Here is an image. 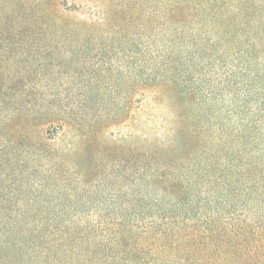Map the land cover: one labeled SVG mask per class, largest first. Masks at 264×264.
<instances>
[{
	"label": "rangeland",
	"instance_id": "rangeland-1",
	"mask_svg": "<svg viewBox=\"0 0 264 264\" xmlns=\"http://www.w3.org/2000/svg\"><path fill=\"white\" fill-rule=\"evenodd\" d=\"M110 1L62 0L55 6L66 22L99 26L100 39L64 41L33 36L32 31L43 26L38 16L31 31L10 18L0 22V118L14 108L30 106L37 114L25 117L26 121L1 123L0 144L9 146L0 157L11 159L15 152L20 158L29 156L24 177L27 172L37 179L44 177L58 200L73 205L89 201L92 206L81 214L72 213L76 223L84 219L91 224L89 228L71 234L72 238L54 236L51 240L55 245L45 259L42 253L49 245L43 243L24 251L15 263L264 264V186L245 193L244 179L231 175L225 183L234 190L228 199L235 209L233 214H199L196 220L184 221L181 231L175 232L180 235H168L163 240L155 232L162 220L152 216L142 219L147 213L144 206H132L139 185L136 170L144 163L140 160L150 165L187 164L178 156L185 138L180 112L190 105L198 113L203 90L189 98L180 96L176 88H141L132 79L133 70L127 79L122 47L111 38L112 30L117 29L114 23L123 17L116 9L125 0ZM9 5L10 1L0 0V14L7 13L8 8L17 11ZM148 5L138 0V5L130 6L127 12L132 13L131 19H139L150 13ZM101 30L107 34L103 36ZM199 65L201 86L219 94L217 74L214 90L207 82L208 65ZM188 78L194 80L192 75ZM220 102L229 104L225 97ZM194 113L185 117L189 124L197 123ZM144 152L155 156L147 159L141 156ZM1 165L0 180L7 185L8 172ZM164 171L169 172V167ZM181 196L171 198L188 202L187 193ZM173 199L167 198L164 204L173 203ZM145 202L150 205L153 200ZM114 204L126 216L131 211L126 207H132L130 223L117 225L121 246H113L116 230L108 215V225L98 226V216L103 212L96 209L107 206L109 211ZM152 222L156 226L153 230L148 228Z\"/></svg>",
	"mask_w": 264,
	"mask_h": 264
},
{
	"label": "trees",
	"instance_id": "trees-1",
	"mask_svg": "<svg viewBox=\"0 0 264 264\" xmlns=\"http://www.w3.org/2000/svg\"><path fill=\"white\" fill-rule=\"evenodd\" d=\"M8 1L17 11L8 8L5 12L13 11V14H0V22L10 18L31 31L38 16L43 26L32 31L33 36L64 41L101 37L99 26L66 22L55 7L62 0ZM141 1L149 4L150 13L131 19L132 13L127 9L138 5V0H125L116 9V14L123 15L122 23H114L117 29L111 33V38L122 47L126 78L129 79L133 70L132 79L139 87L160 86L166 91L176 88L180 96L189 98L203 90L197 103L198 113L190 105L180 112V120L184 117L180 127L185 138L178 156L184 157L187 164L150 165L140 160L144 163L136 170L139 185L132 206H144L147 213L142 219L152 216L162 220L155 232L163 240L168 235H180L175 232L181 231L184 221L196 220L199 214L206 217L233 214L235 209L228 199L234 190L225 183L231 175L237 180L244 179L245 193L264 186V0ZM105 33L101 30L103 36ZM199 64L208 65L207 82L214 90H217L214 79L217 74L219 94L201 86ZM191 75L194 80L188 78ZM224 97L229 101L227 106L220 102ZM33 109L14 108L0 118V125L30 115L35 117ZM191 113L195 125L185 118ZM7 146L0 144V155ZM141 156L150 159L155 155L144 152ZM28 161L29 156L20 158L16 152L11 159L0 157V165L4 164L1 166L8 172V184L3 185L0 180V264H16L24 251L43 243L49 245L42 253L45 259L55 245L51 240L54 236L72 238L91 226L84 219L76 223L72 215L89 211L92 207L89 201L73 205L58 200L46 178L37 179L28 172L24 177ZM168 167L170 171L165 172ZM186 193L188 202L171 198ZM152 194H155L153 198ZM167 198L173 199V203L165 205ZM146 199L153 202L148 205ZM111 207L109 211L107 206L96 209L103 212L98 216V226L108 225V215L116 230L113 246H121L117 225L123 226L132 218V207H126L131 210L128 216L120 212L118 205ZM178 218L180 222L173 221ZM148 225L151 230L156 227L153 222Z\"/></svg>",
	"mask_w": 264,
	"mask_h": 264
}]
</instances>
